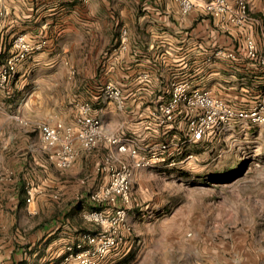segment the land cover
<instances>
[{"label":"crops","instance_id":"1","mask_svg":"<svg viewBox=\"0 0 264 264\" xmlns=\"http://www.w3.org/2000/svg\"><path fill=\"white\" fill-rule=\"evenodd\" d=\"M209 1L192 0V9L184 13L179 0H0V63L15 54L20 34L33 47L46 41L19 64L10 86L0 89V264H77L66 260L68 246L90 229L84 212L99 206L85 189L109 180L97 171L108 150L104 146L82 150L67 170L51 167L43 143L33 144L28 135L22 138V152L13 151L10 121L24 112L48 111L46 122H74L82 106L91 104L112 130L124 121L125 136L152 146L161 138L148 127L146 116L169 97L175 81L188 80L193 88L209 89L237 107H250L264 95V64L250 57L246 46L247 37L255 39L259 50L264 46V0H247L251 19L244 26L214 17L206 9ZM62 47L70 50L60 53ZM61 79L66 80L65 98L55 96ZM108 82L126 96L124 109L102 96ZM254 128L264 125L236 121L230 132L198 147L237 139ZM88 166H94L88 187L75 198L77 180ZM141 172L136 169L134 179ZM257 183L242 187L241 205L264 206L259 198L264 188ZM30 187L34 197L28 202ZM249 190L258 192L257 200L249 198ZM227 260L251 262L241 255Z\"/></svg>","mask_w":264,"mask_h":264},{"label":"rangeland","instance_id":"2","mask_svg":"<svg viewBox=\"0 0 264 264\" xmlns=\"http://www.w3.org/2000/svg\"><path fill=\"white\" fill-rule=\"evenodd\" d=\"M64 50L70 48L62 47L59 52ZM58 83L59 95L55 96L65 98L66 80ZM48 117V111L28 110L10 121L13 151L22 152L24 135L33 144H42L39 124ZM235 136L197 147L192 151L195 160L182 167L142 170L132 184V231L98 264H227V257L237 255L251 261L237 264H264V206L250 202L243 206L239 200L245 185L254 187L260 181L264 188V128ZM103 158L97 163L99 173ZM93 167L88 166L84 177L78 178L75 198L83 186L88 187ZM92 189L85 193L91 195ZM248 193L250 199H258L257 191ZM259 198H264V192ZM89 224L88 230L96 229Z\"/></svg>","mask_w":264,"mask_h":264},{"label":"built area","instance_id":"3","mask_svg":"<svg viewBox=\"0 0 264 264\" xmlns=\"http://www.w3.org/2000/svg\"><path fill=\"white\" fill-rule=\"evenodd\" d=\"M179 1L184 13L194 5L192 0ZM234 2L236 5L232 0H210L206 9L222 22L244 26L251 19L248 2ZM123 34L127 38V31ZM45 43L42 41L33 47L27 42L26 34L15 38V54L7 62L0 63V89L10 86L19 64ZM246 46L249 56L264 64V46L259 50L253 37H247ZM228 55L234 56V53ZM102 96L115 101L120 109L126 107V96L114 82L104 85ZM236 121L244 125H264V95L250 107H237L209 89L193 88L190 81L179 80L172 83L169 97L159 102L146 116L148 127L161 138L152 146L142 145L138 140L125 136L122 131L126 125L124 121H119L117 129L112 130L93 112L91 104L82 106L74 122L40 123V135L48 158L61 170L71 168L81 150L101 146L108 149L99 171L108 175L109 180L90 195L92 203L99 206L83 214L84 219L96 229L84 231L78 243L68 246L66 260L77 264H98L127 238V233L132 231L130 206L136 169L182 167L195 160L194 147L230 132ZM144 151L146 153L142 154ZM3 178L4 173L0 170V179ZM27 192V201L31 202L34 189L30 187Z\"/></svg>","mask_w":264,"mask_h":264}]
</instances>
